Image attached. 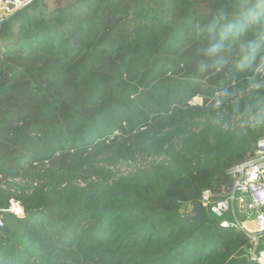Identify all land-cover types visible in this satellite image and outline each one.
I'll return each mask as SVG.
<instances>
[{
  "label": "trees",
  "instance_id": "obj_1",
  "mask_svg": "<svg viewBox=\"0 0 264 264\" xmlns=\"http://www.w3.org/2000/svg\"><path fill=\"white\" fill-rule=\"evenodd\" d=\"M45 2L0 26V264H258L242 232L179 213L264 135L192 72L210 0ZM137 154L162 158L114 168Z\"/></svg>",
  "mask_w": 264,
  "mask_h": 264
},
{
  "label": "clouds",
  "instance_id": "obj_2",
  "mask_svg": "<svg viewBox=\"0 0 264 264\" xmlns=\"http://www.w3.org/2000/svg\"><path fill=\"white\" fill-rule=\"evenodd\" d=\"M194 28L193 74L222 75L218 102L231 103L238 133L264 132V0H210Z\"/></svg>",
  "mask_w": 264,
  "mask_h": 264
},
{
  "label": "built area",
  "instance_id": "obj_3",
  "mask_svg": "<svg viewBox=\"0 0 264 264\" xmlns=\"http://www.w3.org/2000/svg\"><path fill=\"white\" fill-rule=\"evenodd\" d=\"M34 1L0 0V26L13 12ZM226 173L230 185L219 194L206 190L198 201L206 211L219 219L221 227L240 231L248 238V261L264 264V135L257 141L253 154L231 166ZM193 203L191 200L178 201L179 213L183 215L189 212ZM3 212L23 215L20 203L15 200H11Z\"/></svg>",
  "mask_w": 264,
  "mask_h": 264
},
{
  "label": "rangeland",
  "instance_id": "obj_4",
  "mask_svg": "<svg viewBox=\"0 0 264 264\" xmlns=\"http://www.w3.org/2000/svg\"><path fill=\"white\" fill-rule=\"evenodd\" d=\"M67 0H46L45 5L46 9H52L53 7H56L57 5H63L66 3ZM203 99L199 96L194 97L193 99H190L187 103V105H202ZM162 157H149L144 156L141 154L136 155L135 161H127L122 162L120 161L115 169H118L120 173H127V171H134L135 169H149L150 166L155 161H160Z\"/></svg>",
  "mask_w": 264,
  "mask_h": 264
},
{
  "label": "water",
  "instance_id": "obj_5",
  "mask_svg": "<svg viewBox=\"0 0 264 264\" xmlns=\"http://www.w3.org/2000/svg\"><path fill=\"white\" fill-rule=\"evenodd\" d=\"M205 212L207 211L201 206L200 202L195 201L193 203V208L186 214H183L182 217L192 222L201 223L205 218Z\"/></svg>",
  "mask_w": 264,
  "mask_h": 264
}]
</instances>
